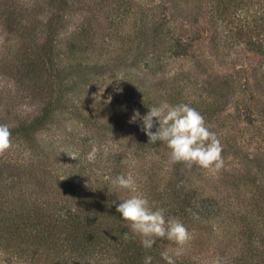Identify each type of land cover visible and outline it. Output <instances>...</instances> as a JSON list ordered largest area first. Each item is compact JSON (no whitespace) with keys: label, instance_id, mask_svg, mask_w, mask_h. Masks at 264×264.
I'll list each match as a JSON object with an SVG mask.
<instances>
[{"label":"trees","instance_id":"trees-1","mask_svg":"<svg viewBox=\"0 0 264 264\" xmlns=\"http://www.w3.org/2000/svg\"><path fill=\"white\" fill-rule=\"evenodd\" d=\"M78 1L39 0V5L51 3L58 9L46 21L44 44L50 52L45 49L32 58L42 72V106L30 116L15 114L13 124L0 117V124L7 125L12 138L30 153L23 162L15 157L0 158V253L7 254V264H143L145 256L153 258L152 264H167L161 252L173 254L176 246L157 239L152 248H143L140 237L133 235L116 211L122 202L119 198L133 195L111 184L119 174H130L138 194L146 197L154 210L163 208L166 219L174 217L188 229L191 238L182 255H173L175 264H264V151L257 150L259 157L254 153L244 156L242 169L248 178L239 182L247 187L243 193L219 190L203 195L191 186L189 174H183L189 167L182 173L183 163H169L166 144H149L140 118L130 122L135 112L143 117L149 107L163 102L186 103L203 115L218 137L217 118L235 89L234 76L209 73L196 59L189 70L167 75L169 59L187 55L188 44L181 36H171L165 22L147 18L145 11L152 15L151 7L146 6L147 10L141 0H114L108 9L114 20L106 21L101 30L103 39L90 28H80L66 37L60 65V51L51 43L58 32L55 19ZM169 1L180 17L194 21L207 14L217 27L227 31L224 36L234 37L246 51L259 56L252 78L264 93V0ZM13 4L18 6L16 0L3 2L0 15H6L5 25L23 26L27 34L34 32L40 20L24 22V14L12 8ZM31 12L37 14L39 8ZM242 14L252 17L240 23ZM126 22L129 30L111 33L112 27L119 29ZM219 41L212 44L217 55ZM103 42H108L104 48ZM196 68L203 71L202 78L195 73ZM117 70L124 71V86L107 87V96L99 97L96 85L105 76L106 84L115 81ZM124 87L127 91L122 95ZM67 120L80 130L69 135L76 139V159L64 155L55 160L38 135L48 128L54 133ZM156 127L158 123L152 131ZM236 127L235 123L226 124L223 136L234 140L231 130ZM103 134L112 141L107 146L108 155L102 158L97 148L95 159L90 161L91 148ZM230 143L237 148L236 142ZM129 146L134 156L131 165L123 150ZM126 234L129 239H125ZM0 264H4L2 258Z\"/></svg>","mask_w":264,"mask_h":264},{"label":"rangeland","instance_id":"rangeland-1","mask_svg":"<svg viewBox=\"0 0 264 264\" xmlns=\"http://www.w3.org/2000/svg\"><path fill=\"white\" fill-rule=\"evenodd\" d=\"M141 1H144V6H142L146 9V6L151 7L152 15H149V11H145L147 18L151 20L156 18L165 22L171 36H181L186 39L188 44L186 46L187 55H179L176 58L169 59L165 69L167 75L181 69L189 70L194 59H196L204 65V69L209 73L216 75L232 74L234 76L233 88L235 87V89L231 91L228 103L220 112L216 122L219 127L218 139L222 145L223 168L218 173L212 174L210 171L195 165L188 169L184 164L185 166L181 172L183 173L186 168L188 169L183 174H189L188 176L193 182L191 186L195 188L196 192L198 191L203 195H209L219 190L243 193L247 190V187L240 186L239 182H243V179L248 178V172L242 169L244 156L248 153H254L259 157L261 154L257 150L264 151V93L260 91L252 78L253 68L260 62V57L251 51H246L242 43L239 44V41H236L234 37L224 36L227 31L222 27H217L216 23L207 14L202 13L193 21L192 19L180 17L177 9L169 0ZM3 2L4 0H0V13L4 8L2 6ZM16 2L18 6L13 4L14 7L12 8L22 11L24 22L28 23L37 18L40 20V24L34 32L27 34V29L23 26H21L22 28H19V26L7 27L3 21V16L6 15H0V117H3L7 124H13L16 121L15 114L30 116L32 112L38 111L42 106L40 98L45 94V88L41 80L42 72H39V67L35 65V60H32V58L36 52L45 51V49L50 52L48 45L46 47L44 44L46 41L45 34L48 30L46 21L49 19L48 16L52 15L53 10L58 11L56 6L51 3L39 5V0H16ZM113 4L114 0H86L85 3L80 0L66 10L67 13L64 16H56V24L59 23L60 25L58 24V32L54 35L51 43L56 51H60L57 54L60 65L63 64L64 40L70 35H75L80 28L97 30L99 39L104 38L101 30L107 24L106 21L114 20L113 15L108 16L110 13L108 9H112ZM34 7L39 8L37 14L31 12ZM8 8L7 6L5 10ZM164 14L165 17L166 15L168 17L164 18ZM251 17L242 14L239 22L244 23L245 18L249 20ZM129 28L131 27L126 22L119 29L112 27L110 30H113L111 33H114L116 30H129ZM219 38L218 48L221 51L220 55L219 53L217 55L212 44L214 40ZM100 42L102 43V41ZM106 43L108 44V42H103V48L107 45ZM96 52H98V49H96ZM119 53L122 57H130L129 53ZM122 61L126 63L125 59H122ZM198 72L199 77L202 78L203 74L201 72L203 71L196 68L195 73ZM123 74V70H117L116 80H111L109 84L105 83V76V80L96 85L97 95L99 97L107 96V87L112 89L117 85L120 86V84L124 86ZM159 74L157 73V77ZM125 91L127 90L124 87L122 95L125 94ZM164 104L166 103L163 102L162 105ZM237 104L240 105L238 109H235ZM245 107L251 110L244 111ZM232 123L237 124V127L231 130L232 134L236 135L234 140L223 136L225 125L230 126ZM79 131L76 126L72 125L71 121L67 120L59 128L54 129V133H51L50 128L42 130L38 138L48 150H51L49 152L54 153L52 156L56 160L64 155L75 156L77 154V149L75 150L73 145L76 139L75 137L70 138L69 135L75 136ZM54 137L57 140L53 139ZM109 140L104 134L98 137L91 148L92 151L98 148L102 158H105L108 155L107 146L112 143ZM229 141L231 143L236 142L237 148L229 146ZM123 150L125 151V160L130 159V165L133 164L132 148L129 146ZM29 154L23 144L12 138V147L0 158L15 157L23 162L30 158ZM82 159L86 163L84 157ZM262 164L264 165V162ZM79 169H81L80 173L83 175L82 166H79ZM196 213L198 214L199 211H196Z\"/></svg>","mask_w":264,"mask_h":264},{"label":"clouds","instance_id":"clouds-1","mask_svg":"<svg viewBox=\"0 0 264 264\" xmlns=\"http://www.w3.org/2000/svg\"><path fill=\"white\" fill-rule=\"evenodd\" d=\"M149 108L150 110L143 117L138 111L135 112L130 122L140 118L141 130L147 135L149 144L160 141L167 145L170 150V164L183 163L189 168L195 165L212 174L218 173L223 168L222 145L198 110L186 103ZM157 123L158 127L152 131ZM11 147L12 133L7 125L0 124V156ZM71 157L76 159V156ZM88 159L90 161L95 159V150L89 154ZM111 184L133 193L129 198H119L122 202L117 204L116 211L127 222L126 226L133 235L140 237L142 247L150 249L157 239H166L175 245L176 249L173 254L168 250L161 252V257L167 264H175L173 255L177 257L182 255L184 246L191 238L186 226L174 217L166 219L163 208L154 210L149 200L138 194L135 179L130 174L115 176L111 179ZM125 239H129L127 234ZM0 258L4 260V264H7V254L0 253ZM152 259L151 256H145L143 264H152Z\"/></svg>","mask_w":264,"mask_h":264}]
</instances>
